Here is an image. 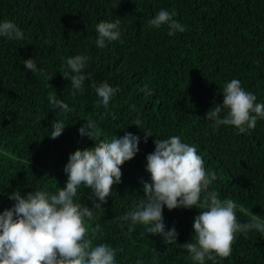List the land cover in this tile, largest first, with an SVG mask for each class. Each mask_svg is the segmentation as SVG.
I'll return each mask as SVG.
<instances>
[{"label":"trees","instance_id":"trees-1","mask_svg":"<svg viewBox=\"0 0 264 264\" xmlns=\"http://www.w3.org/2000/svg\"><path fill=\"white\" fill-rule=\"evenodd\" d=\"M161 8L185 31L169 35L167 25L153 28L148 20ZM3 19L13 20L24 39L0 37V211L14 203L7 195L13 190L23 195L63 187L69 155L96 147L78 136L92 121L101 142L125 132L141 137L136 156L121 165V182L101 208L92 209L93 220L85 225L94 245L121 250L117 264H195L183 245L195 242L193 219L203 209H163L166 230L174 227L178 233L171 244L143 225L129 230L116 220L144 198L146 155L154 150V139L177 135L195 145L205 169L216 174L209 190L239 206L241 223L252 213L264 219V120L241 134L205 118L222 104L223 87L234 78L264 103V0H0ZM100 21L121 26L120 41L102 50L95 45ZM76 54L88 57L84 71L90 78L73 96L63 73L65 59ZM31 57L38 69L53 75L48 81L40 71L25 69L23 60ZM102 84L119 89L107 114L93 91ZM50 92L71 111L54 109ZM55 120L67 125L52 139L47 134ZM145 129L153 133L146 142ZM89 199L81 192L78 202L88 206ZM216 264H264V234L237 233L231 255Z\"/></svg>","mask_w":264,"mask_h":264},{"label":"clouds","instance_id":"clouds-1","mask_svg":"<svg viewBox=\"0 0 264 264\" xmlns=\"http://www.w3.org/2000/svg\"><path fill=\"white\" fill-rule=\"evenodd\" d=\"M148 23L156 29L167 25L169 35L185 31V26L163 8ZM95 30L98 49L121 39L118 22L100 21ZM0 37L19 41L24 39V32L13 20L3 19ZM23 65L32 73L40 71L47 81L53 76L38 69L32 57L24 59ZM87 66L88 57L83 54L65 59L63 76L70 81L73 96L84 91L85 80L90 78L84 71ZM93 91L98 107L107 114L119 89L102 84ZM147 92L150 94L151 89ZM222 93V104L205 113V118L216 126H234L242 134L255 128L258 120H264V103L257 102L256 95L245 90L239 79L226 82ZM48 100L61 113L71 111L66 102L57 99L56 92H50ZM224 109L226 114L221 116ZM103 122L102 118L99 123ZM66 125L63 120H55L47 135L52 139L59 137ZM134 125L140 128L141 121L137 119ZM143 132L145 142L149 136L153 137L151 129ZM78 136L96 147L69 155L63 168L67 177L63 187H57L55 192L41 189L22 195L17 189L7 194L14 203L0 211V264H117V253L121 250L107 243L94 245L85 225L93 220L92 209L101 208L111 195L112 186L121 182V165L136 156L141 137L125 132L123 136L113 135L101 142L97 124L92 121L82 125ZM153 143L154 150L146 155L149 181L142 182L144 198L116 217L121 226L127 225L132 230L140 224L147 233L158 235L169 244L176 243L178 233L174 227L166 230L163 209H203L193 219L195 242L183 245L195 264H205L206 260L216 264L218 259L230 256L237 233L254 230L264 234L261 215L252 213L248 222L241 223L237 218L239 206L232 199H221L216 191L209 190L216 174L205 169L195 145L183 142L177 135L154 139ZM81 192L89 194L88 206L78 202ZM99 228L97 224L92 231ZM137 264L143 261L137 260Z\"/></svg>","mask_w":264,"mask_h":264}]
</instances>
